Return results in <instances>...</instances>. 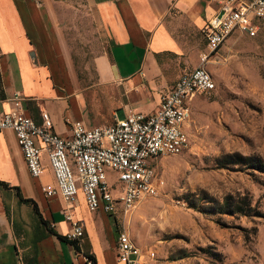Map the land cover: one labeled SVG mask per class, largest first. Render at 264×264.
<instances>
[{
  "label": "crops",
  "instance_id": "obj_1",
  "mask_svg": "<svg viewBox=\"0 0 264 264\" xmlns=\"http://www.w3.org/2000/svg\"><path fill=\"white\" fill-rule=\"evenodd\" d=\"M217 6L214 0H0V115L19 92L25 114L39 122L45 109L61 135L71 133L73 120L96 125L69 26L86 41L81 48L91 54L98 84L118 93L110 123L130 110L154 112L160 95L198 64L201 28ZM82 11L93 28L89 42ZM168 55L177 61L173 69ZM41 159L44 172L33 177L14 131H0V264H24L33 250L36 264H85L84 255L95 264H119L121 205L114 213L91 211L79 191L71 212L84 223V236L76 246L66 236L62 196L41 189L55 183L45 152ZM111 186L116 194L118 186Z\"/></svg>",
  "mask_w": 264,
  "mask_h": 264
},
{
  "label": "rangeland",
  "instance_id": "obj_2",
  "mask_svg": "<svg viewBox=\"0 0 264 264\" xmlns=\"http://www.w3.org/2000/svg\"><path fill=\"white\" fill-rule=\"evenodd\" d=\"M82 12L89 42L93 28ZM68 30L95 124L110 123L118 93L98 84L91 54L81 48L86 41L70 26ZM197 47L199 57L203 39ZM165 58L170 69L177 66L172 55ZM207 69L215 88L189 102V146L153 162L155 175L163 181L156 195L142 200L126 219L118 211L120 229L128 230L143 250H154L148 264H264V216L205 213L189 206L241 193L264 213V173L219 161L236 152L264 160V23L254 37L233 34ZM106 173L108 182L118 186L115 172Z\"/></svg>",
  "mask_w": 264,
  "mask_h": 264
},
{
  "label": "built area",
  "instance_id": "obj_3",
  "mask_svg": "<svg viewBox=\"0 0 264 264\" xmlns=\"http://www.w3.org/2000/svg\"><path fill=\"white\" fill-rule=\"evenodd\" d=\"M218 6L204 22L201 32L205 48L199 62L184 72L173 87L160 95L152 113L128 111L112 123L87 127L81 120L70 123L71 133L53 130L50 114L40 112V121L25 114L19 92L12 96V106L0 115V131L12 129L26 165L33 177L44 172L42 153L47 154L55 183L41 186L46 196L60 194L66 203L63 216L70 222L66 236L79 242L84 223L72 215V203L81 191L88 209L114 213L121 205L129 217L137 205L158 192L162 180L155 175L153 162L163 156L178 155L189 146L185 123L190 119L189 100L196 94L210 92L215 82L207 69L220 46L233 34L254 37L264 23V0H214ZM106 169L117 175V193L108 182ZM119 264H148L154 250H143L126 229L116 238ZM85 264H92L84 255Z\"/></svg>",
  "mask_w": 264,
  "mask_h": 264
},
{
  "label": "trees",
  "instance_id": "obj_4",
  "mask_svg": "<svg viewBox=\"0 0 264 264\" xmlns=\"http://www.w3.org/2000/svg\"><path fill=\"white\" fill-rule=\"evenodd\" d=\"M219 161L222 166L229 163L242 164L246 166H251L252 168L264 173V160L259 156L242 155L236 152L225 155L224 158L220 159ZM189 206L205 213L264 216V213H261V211H259L257 207L252 204L251 197L248 194H241V193L226 194L222 198V200H212V203L208 205L202 206L200 203L190 202ZM72 242L77 246L76 241H72ZM88 257L91 258L92 264H95V259L91 255H88ZM36 263H37L36 251L33 250L31 257L28 260L24 261V264H36Z\"/></svg>",
  "mask_w": 264,
  "mask_h": 264
}]
</instances>
